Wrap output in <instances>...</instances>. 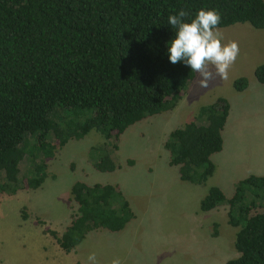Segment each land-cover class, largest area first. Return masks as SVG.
<instances>
[{"label": "trees", "instance_id": "1", "mask_svg": "<svg viewBox=\"0 0 264 264\" xmlns=\"http://www.w3.org/2000/svg\"><path fill=\"white\" fill-rule=\"evenodd\" d=\"M202 8L220 14L218 28L264 30L263 0H0V195L40 187L55 148L92 130L104 143L89 149L91 165L113 171L121 135L172 111L195 78L184 62L168 59L175 32L168 17L183 9L191 22ZM254 77L264 86V63ZM247 86L233 81L236 92ZM229 110L218 97L168 133L162 147L180 180L202 185L213 175ZM69 200L61 235L44 230L66 254L91 232H119L134 218L117 185L77 181ZM219 207L236 229L239 254L225 264H264V174L238 180L230 197L210 187L199 208Z\"/></svg>", "mask_w": 264, "mask_h": 264}, {"label": "rangeland", "instance_id": "2", "mask_svg": "<svg viewBox=\"0 0 264 264\" xmlns=\"http://www.w3.org/2000/svg\"><path fill=\"white\" fill-rule=\"evenodd\" d=\"M218 29L224 43L236 41L240 49L228 79L202 89L196 73L172 111L140 121L121 135L113 171L98 172L91 165L89 149L104 143L92 130L55 148L40 187L0 195V264H89L91 252L97 264H110L116 257L122 264H222L238 258L236 229L227 223L226 210L202 212L199 205L212 186L230 197L238 180L264 174V86L254 77L255 68L264 63V30L247 23ZM239 78L248 83L240 93L233 89ZM218 97L228 101L230 110L221 132L223 149L212 156L215 171L202 185L184 182L177 168L168 165L162 144L171 130ZM77 181L117 185L134 218L119 232H91L66 254L44 230L61 235L72 212L70 189Z\"/></svg>", "mask_w": 264, "mask_h": 264}, {"label": "clouds", "instance_id": "3", "mask_svg": "<svg viewBox=\"0 0 264 264\" xmlns=\"http://www.w3.org/2000/svg\"><path fill=\"white\" fill-rule=\"evenodd\" d=\"M188 13L183 9L168 17V24L175 29L174 38L168 44V59L171 64L184 62L199 76L198 86L207 89L216 79L227 80L240 49L236 41L224 43L218 29L220 14L215 10L200 9L191 22H185ZM89 264H97L95 252H91ZM110 264H122L119 257Z\"/></svg>", "mask_w": 264, "mask_h": 264}, {"label": "crops", "instance_id": "4", "mask_svg": "<svg viewBox=\"0 0 264 264\" xmlns=\"http://www.w3.org/2000/svg\"><path fill=\"white\" fill-rule=\"evenodd\" d=\"M243 92V91H242ZM240 93V92H239ZM179 262H180V260H178ZM222 261H224V263H222V264H225L226 263V260H222ZM218 263H220L219 261L216 263V264H218ZM221 264V263H220Z\"/></svg>", "mask_w": 264, "mask_h": 264}]
</instances>
